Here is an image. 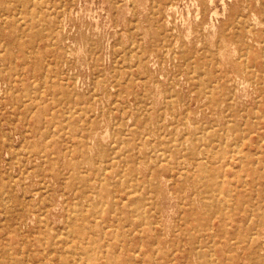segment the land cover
Here are the masks:
<instances>
[{
  "label": "rangeland",
  "instance_id": "1",
  "mask_svg": "<svg viewBox=\"0 0 264 264\" xmlns=\"http://www.w3.org/2000/svg\"><path fill=\"white\" fill-rule=\"evenodd\" d=\"M39 1L30 0V5H26L23 0H0V228H3L0 229V264H68L71 254L60 242L55 244L56 248L53 250L47 249L54 244L58 233L57 239L67 236V244L63 245L85 253L75 264H108L112 253L119 254L120 259L125 260L123 264H264L256 260L257 256L264 258V0H259V3L258 0H212V4L211 0H169L173 3L171 8L170 4L166 3L168 0L161 5L153 0H41L42 4ZM123 5H126V8ZM38 16L46 17L48 28L53 26V45H49V40L46 43V40L41 39H37L33 44L28 35L23 37L21 34V30L31 27V18L37 19ZM240 18L252 22L253 25L245 24ZM212 19L215 22H212ZM189 28L191 29L188 30ZM17 39L26 44L24 51L17 45H10L12 40ZM131 46L135 48L129 53ZM192 46L202 62L212 66L215 74L222 76L218 92H226L232 96L230 100L240 121L236 114L228 116L224 110L215 113L208 103V97L202 94L201 88L191 78L192 72L186 66L194 57H184L181 50L183 47ZM226 46L231 49L234 58L220 63L223 55L221 51ZM8 50L12 57L8 56ZM125 56L134 60L132 65L124 63ZM142 56L143 63H137ZM33 69L35 71H32ZM44 76L53 78L57 83L47 89L42 83ZM21 77L23 78L20 79ZM242 82L248 93L244 90ZM36 89L43 95L41 98L31 99L30 96ZM146 96L154 116L164 111L165 100L169 98L174 100V106L167 116L168 120L172 119L180 126L187 124L191 128L210 126L211 129H217V134H227L226 143L214 149L213 160L217 163L221 162L220 157L223 155H232L237 147L249 154V158L245 156L243 159L251 161L249 165H242L240 160H233L222 169L232 178V182L226 184L222 192L234 195L237 206L203 205L200 196L196 194V188H193L191 178L183 180L179 172L165 168L159 178H137L145 183L159 182L163 190L161 194L152 191L151 185L144 187L142 192L145 195L152 193L156 198L152 202H144L138 214L133 216L136 219L135 224L138 225H130L129 218H126L130 215L127 213V206L133 207L137 202L126 199L122 203L125 219H115L106 214L105 217H98L102 221L106 218H109L108 221L114 220V230L108 235L109 241L97 239L98 241L90 243L89 239L80 241L74 235H67L69 208L77 201L87 202L74 194L87 191L89 183L97 182L99 171L94 169L92 164L81 166L82 173L88 175L90 180L88 184L81 185L74 184L67 178L71 168L61 166L62 179L56 180L48 175L50 168L47 165L40 164L36 155L30 156L31 151L45 146L58 147L61 137L58 138V134L50 132L58 130L63 123L60 122L63 110L70 107L75 116H87V125L93 135L86 140L88 152L100 156L103 147L96 143L94 136L109 140L113 129L121 123L123 116L140 107L143 104L140 99ZM72 105L75 107L72 108ZM188 108L189 110H186ZM89 110L96 115L90 118L87 115ZM54 111L58 113L59 119L52 116ZM82 121L78 122L76 132L81 131ZM236 123L246 128L245 133L235 131L233 126ZM169 130H166L165 137L179 139V132L168 134ZM85 131L88 132L86 129ZM234 141L239 146H236ZM153 142L147 147L152 149L155 146ZM182 154L183 152L174 150L171 152V158H182ZM197 155L199 158L204 156L202 153ZM72 156L77 162L82 157L77 150ZM190 156L187 164L191 168L189 171L193 172L191 159L194 155ZM157 167L161 168V165ZM114 169H108L109 173ZM245 179L249 180L246 185L242 184ZM197 186L204 187L200 184ZM111 195L114 196V193ZM88 208L91 209L85 204V212H88ZM141 211L150 216L148 220L151 227L144 220L145 216H141L145 215L141 214ZM168 219L170 222H167ZM83 224L91 223L84 221ZM92 224L86 235L99 238L104 228ZM129 236H134L133 243L136 246H131L133 252L131 249L122 250L121 245ZM127 256H131V259L127 260Z\"/></svg>",
  "mask_w": 264,
  "mask_h": 264
},
{
  "label": "bare ground",
  "instance_id": "2",
  "mask_svg": "<svg viewBox=\"0 0 264 264\" xmlns=\"http://www.w3.org/2000/svg\"><path fill=\"white\" fill-rule=\"evenodd\" d=\"M30 0H23V2L27 5L29 3L30 5ZM41 1V0H40ZM39 1V3H40ZM130 1V0H129ZM134 1V0H133ZM132 1V2H133ZM145 1V0H144ZM143 1V2H144ZM148 1V0H146ZM158 1L159 5L161 3H165L167 0H153L154 3ZM171 1V0H170ZM197 1V0H196ZM225 1V0H224ZM7 2V1H6ZM14 2V1H13ZM33 2V1H32ZM116 2V1H115ZM119 2V1H118ZM131 2V6L133 5ZM183 2V1H182ZM193 2V1H192ZM212 0L210 1V3ZM20 3V2H19ZM34 3V2H33ZM46 3V1H45ZM134 3V2H133ZM147 3V2H146ZM167 4H170V8L173 7V3L169 2V0L166 2ZM188 3V1H187ZM259 3V0H258ZM10 4V3H9ZM8 4V5H9ZM14 4V3H13ZM17 4V2H15ZM14 4V5H15ZM23 4V3H22ZM21 4V5H22ZM42 4V3H40ZM129 4V3H128ZM127 4V5H128ZM143 5V3L141 2ZM177 4V3H176ZM175 4V6H176ZM194 4V3H192ZM212 4V3H211ZM20 5V4H19ZM32 5V4H31ZM64 5V4H63ZM145 5V4H144ZM143 5V6H144ZM179 5V4H177ZM189 5V3L187 4ZM198 5V2L197 4ZM226 4H224L225 6ZM12 6V5H11ZM54 6V5H53ZM126 6V5H125ZM123 5V7H125ZM129 6V5H128ZM158 6V5H157ZM180 6V5H179ZM2 7V6H1ZM21 7V6H20ZM23 7V6H22ZM41 7V6H40ZM59 7V6H58ZM61 7V6H60ZM59 7V8H60ZM63 7V6H62ZM142 7V6H141ZM153 7V5H152ZM160 7V6H159ZM159 7H158V12H159ZM186 7V6H185ZM226 7V6H225ZM4 8V7H3ZM24 8V7H23ZM30 8V7H29ZM57 8V7H56ZM126 8V7H125ZM156 8V7H155ZM181 8V7H180ZM188 8V7H187ZM19 9V8H18ZM17 9V10H18ZM70 9V7H69ZM190 9V8H189ZM188 9V10H189ZM199 9V8H198ZM183 10V9H182ZM217 10V9H216ZM19 11V10H18ZM27 11V10H26ZM33 11V8H32ZM39 11V10H38ZM130 11V10H128ZM150 11V10H149ZM190 11V10H189ZM188 11V12H189ZM226 11V10H225ZM21 12V11H20ZM57 12V11H56ZM63 12V10H62ZM85 11V15H86ZM156 12V11H155ZM161 12V11H160ZM163 12V11H162ZM191 12V11H190ZM200 12V11H199ZM212 12V11H211ZM214 12V11H213ZM17 13V11H16ZM19 13V12H18ZM89 13V12H88ZM178 13V12H177ZM214 13H219V12H214ZM12 14V13H11ZM10 14V15H11ZM30 14V13H28ZM40 14V13H39ZM38 14V15H39ZM52 14V13H51ZM90 14V13H89ZM108 14V13H106ZM142 14V13H141ZM149 14V13H148ZM159 14V13H158ZM183 14V12L181 13ZM200 14V13H199ZM255 13L253 12V15ZM9 15V16H10ZM15 15V14H14ZM35 15V14H34ZM67 15V14H66ZM109 15V14H108ZM115 15V14H114ZM170 15V14H168ZM184 15V14H183ZM187 15V14H186ZM189 15V14H188ZM191 15V14H190ZM198 15V14H196ZM215 15V14H214ZM224 15V13H223ZM241 15V14H239ZM244 15V14H243ZM7 16V15H6ZM23 16V15H22ZM95 16V14H94ZM98 16H100L98 14ZM97 16V17H98ZM107 16V15H106ZM211 16V15H210ZM213 16V15H212ZM211 16V17H212ZM216 16V15H215ZM242 16V15H241ZM14 17V16H13ZM90 17V16H89ZM164 17V14H163ZM170 17V16H169ZM189 17V16H188ZM199 17V16H197ZM196 17V18H197ZM238 17V16H237ZM243 17V16H242ZM254 17V16H253ZM257 18H259L256 15ZM17 18V17H16ZM31 18V17H30ZM94 18V17H93ZM100 18V17H99ZM126 18V17H125ZM185 18V17H184ZM6 19V18H5ZM4 19V20H5ZM19 19V18H18ZM67 17L65 18V20ZM98 19V18H97ZM116 19V18H115ZM136 20V18H134ZM163 19V18H162ZM218 19V18H216ZM13 20V19H12ZM23 20V17L21 18ZM30 20V19H28ZM111 20V18H110ZM185 20V19H184ZM188 20V18H187ZM213 20V19H212ZM245 24L251 23L250 21H244V19H241ZM258 20V19H257ZM256 22L258 23V21ZM17 21V20H16ZM99 21V20H98ZM178 21V20H177ZM219 21V20H217ZM237 21V20H236ZM239 21V20H238ZM13 22V21H12ZM21 22V21H20ZM61 22V21H60ZM169 22V21H168ZM187 22V21H186ZM185 22V24H187ZM212 22H215L214 20ZM240 22V21H239ZM238 22V23H239ZM17 23V22H16ZM31 27H28V30L25 28L21 30V34L23 35H28L30 37L31 42L35 44L34 41L37 39L41 40H49V45H53L54 42V28L53 26H50L49 28L46 26L47 21L46 17H41L36 19L35 17L31 18L30 22ZM124 23V21H123ZM261 23V22H259ZM66 24V22H65ZM110 24V21L109 23ZM192 24L189 23V25ZM263 24V23H262ZM17 25V24H16ZM22 25V24H21ZM208 25V23H207ZM216 25V24H215ZM250 25V24H249ZM67 26V25H66ZM108 26V25H107ZM213 26V25H212ZM211 26V27H212ZM18 27V26H17ZM113 27V25H112ZM120 27V25H119ZM210 27V28H211ZM215 27V26H214ZM213 27V30H214ZM237 27V26H235ZM248 27V26H247ZM98 28V27H97ZM101 28V27H100ZM99 28V32H100ZM114 28V27H113ZM134 28V26H133ZM140 28V27H139ZM175 28V27H174ZM208 27H206L207 29ZM20 29V28H19ZM89 29V28H88ZM141 29V28H140ZM176 29V28H175ZM189 28L188 30H190ZM147 30V29H145ZM203 30V29H202ZM149 30H147L148 32ZM204 31V30H203ZM218 31V30H217ZM216 31V32H217ZM161 32V31H160ZM191 32V31H189ZM188 32V34H189ZM60 33V31H59ZM97 34V33H96ZM140 34V33H139ZM148 34V33H147ZM236 34V32H235ZM238 34V33H237ZM60 35V34H59ZM149 35V34H148ZM146 36V35H145ZM190 36V35H189ZM189 36L187 37L189 39ZM212 36V35H211ZM236 37V36H235ZM109 38V37H108ZM214 38V36L212 37ZM1 39V37H0ZM139 39V38H138ZM165 39V38H164ZM163 39V40H164ZM215 39V38H214ZM82 40V39H81ZM132 40V39H131ZM142 40V39H141ZM140 40V41H141ZM178 40V39H177ZM221 40V39H220ZM108 41V40H107ZM106 41V42H107ZM136 41V40H135ZM179 41V40H178ZM245 41V40H244ZM173 42V41H172ZM201 42V41H199ZM218 42V41H217ZM257 42V41H256ZM263 42V41H262ZM48 43V41L46 42ZM138 43V42H137ZM136 43V44H137ZM32 44V45H33ZM89 44V43H88ZM107 44V43H106ZM110 44V43H109ZM133 44V43H132ZM178 44V42H177ZM10 45H17L20 50L24 51V46L26 45L24 42H20L17 40H12L10 42ZM38 43L36 44V46ZM131 45V43L129 44ZM110 46V45H109ZM206 46V45H205ZM222 46V45H221ZM107 47V45H106ZM138 47V45H137ZM38 48V47H37ZM70 48V46H69ZM135 46H131L130 50H128L129 53L133 52V49ZM178 48V47H177ZM224 48V47H223ZM29 49V48H28ZM108 49V48H107ZM174 49V48H173ZM65 50V49H64ZM68 50V49H67ZM81 50V49H80ZM84 50V49H82ZM195 47H183L182 55L185 57L186 55H191L193 60H191L186 68L188 67L189 71L192 72L191 78L194 79V82L196 85H198L201 90L202 94L208 97V103L212 106L213 111L216 113L219 110H224L227 111L226 115L231 116L235 115L236 111L234 107L232 106V101L230 100L232 96L228 93H223V92H218V87L219 82L222 78V76H218L215 74L214 69L212 66L208 65L206 62H202L201 57L197 55L195 52ZM218 50V46H217ZM237 50V49H236ZM74 51V50H73ZM79 51V50H78ZM77 51V53H78ZM112 51V50H111ZM132 51V52H131ZM200 51V49H199ZM206 51V50H205ZM208 51V50H207ZM35 52V51H34ZM65 52V51H64ZM114 52V51H113ZM170 52V51H169ZM176 52V51H174ZM222 57L220 58V63L221 62H228L231 61L233 56V53L231 52V49L226 46L224 49L221 51ZM1 53V52H0ZM66 53V52H65ZM128 53V54H129ZM139 53V52H138ZM195 53V54H194ZM205 54V52H203ZM9 57H12L11 52L8 50L7 52ZM29 54V53H28ZM97 54V53H96ZM95 54V55H96ZM99 54V53H98ZM247 55L246 53H244ZM35 55V54H34ZM73 55V54H71ZM107 55V54H106ZM109 55V53H108ZM113 55V54H112ZM120 55V54H119ZM152 52V56H153ZM163 55V54H162ZM241 55V54H240ZM239 55V56H240ZM118 56V55H117ZM26 56L24 55V58ZM139 57V55H138ZM191 57V58H192ZM256 58V56H254ZM31 58V57H30ZM60 58V57H58ZM130 58V56H129ZM128 57H124V63L128 64H133L134 60L129 59ZM190 58V59H191ZM239 58V57H238ZM16 59V58H15ZM177 59V58H176ZM188 59V58H187ZM223 59V60H222ZM46 60V59H45ZM106 60V59H105ZM110 60V59H109ZM108 60V61H109ZM144 57H140V59L137 61V63H143ZM210 61V59H208ZM213 61V60H212ZM215 61V60H214ZM246 61V59H245ZM23 62V61H22ZM117 63L116 61H114ZM121 62V61H120ZM218 63V60L216 61ZM215 62V63H216ZM49 63V62H48ZM52 64V62H50ZM123 63V64H124ZM186 63V62H185ZM5 64V63H4ZM10 63H8L9 65ZM55 65V63H53ZM127 64V66H128ZM264 64V60H263ZM11 65V64H10ZM50 65V64H49ZM137 65V64H136ZM93 66V65H92ZM47 67V65H46ZM89 67V66H88ZM123 67V66H122ZM129 67V66H128ZM49 68V67H48ZM51 68V67H50ZM117 68V67H116ZM19 69V68H18ZM126 69V68H125ZM139 69V68H138ZM6 71L8 69H5ZM20 70V69H19ZM18 70V71H19ZM131 70V69H130ZM147 70V69H146ZM257 69H255L256 71ZM32 71H35L34 69ZM43 71V70H42ZM72 71V69H71ZM48 72V71H47ZM56 72V71H55ZM147 72V71H146ZM23 73V72H22ZM46 73V71H45ZM44 73V75H46ZM132 73V72H131ZM36 74V73H35ZM43 74V73H42ZM130 74V73H129ZM180 74V73H179ZM188 74V73H187ZM254 75V73H251ZM20 75V74H18ZM22 75V74H21ZM119 75V74H118ZM133 75V74H132ZM0 76L2 77V71L0 69ZM34 76V75H33ZM121 76V75H120ZM174 76V74H173ZM189 76V75H188ZM214 76H216V79L214 80ZM17 77V76H16ZM80 77V76H79ZM102 77V76H101ZM118 77V76H117ZM183 77V75H182ZM21 77L20 79H22ZM81 78V77H80ZM132 78V77H131ZM171 78V77H170ZM190 78V77H189ZM61 79V78H60ZM68 79V78H67ZM89 79V78H88ZM92 79V78H91ZM137 79V78H136ZM172 79V78H171ZM37 80V79H36ZM100 80V79H99ZM1 81V80H0ZM14 81V80H13ZM12 81V82H13ZM119 81V80H118ZM242 81V80H241ZM78 82V81H77ZM198 82V83H197ZM15 83V82H14ZM44 86L49 89V87H52L53 84L57 83L56 80H54L51 77H45L43 78ZM83 83V81H82ZM89 83V82H88ZM92 83V82H91ZM128 83V82H127ZM246 83V81H245ZM60 84V83H59ZM85 84V83H84ZM129 84V83H128ZM244 85V90H245V84L242 82ZM249 84V82H248ZM9 85V84H8ZM15 85V84H14ZM95 86V85H94ZM93 86V87H94ZM248 86V85H247ZM121 87V86H120ZM251 87V86H250ZM33 88V87H32ZM42 88V87H41ZM114 88V86H113ZM158 88V86H157ZM73 89V88H72ZM2 90V89H1ZM10 90V89H9ZM98 90V89H97ZM239 90V89H238ZM118 91V90H117ZM246 91V90H245ZM17 92V91H16ZM15 92V93H16ZM24 92V91H23ZM22 92V93H23ZM53 92V91H52ZM96 92V91H95ZM124 92V91H123ZM161 92V91H160ZM247 92V91H246ZM1 93V92H0ZM33 93V92H32ZM55 93V92H54ZM248 93V92H247ZM53 94V93H52ZM76 94V92H75ZM234 94V93H233ZM13 95V94H12ZM42 93L36 89L34 91V94L30 96L32 99L33 97H42ZM135 95V94H134ZM174 95V93H173ZM24 96V94H23ZM122 96V95H121ZM245 96V95H242ZM247 96V94H246ZM94 97V96H93ZM96 97V96H95ZM164 97V96H163ZM239 98V97H238ZM179 99V98H178ZM242 99V98H241ZM74 100V98H73ZM121 100V97H120ZM143 104L138 107L135 111H132L130 114L123 116L121 119V123H119L112 131L111 133V138L109 140H105L104 137L97 138L94 136V140L96 143L100 145V147H103V152L100 156L97 155H92L88 152V146H87V139L89 137H93L91 135V129L87 125L88 124V118L82 117L81 115L75 116L74 115V110L68 107L67 109L63 110V116L62 119H60V122L63 121L62 125L58 128V130L50 132L52 134H58V138L61 137L60 142L58 147H53V148H48V146H45L42 149H38L36 151H31L30 156L36 155L40 159V164H45L47 165L50 169L48 175H51L53 178L56 180L62 179V173L60 171V167L63 166L65 168H71V171L67 178H69V181L72 183H80L81 185L83 184H88L90 181L87 176H85L82 173L81 166L83 167L86 163L94 165V169L96 168L99 172L97 175V182L94 183H89L87 187V191H84L82 193H77L75 192V196L82 197L84 201H87L86 203L84 202H75L74 206L72 208H69L68 211V216H69V221L68 225L69 227L67 228V235L69 233L70 235H74L77 239L82 241L83 239H89L90 243H93L95 241L103 240V241H109L108 235H111L114 228H113V219L110 221L109 218L104 221H102L99 216H104L105 214L108 215V217H114L120 218V219H125L123 215V204L126 199H131L135 203V205L132 207L127 206V213L129 216L126 218H129V224L130 225H138L136 223V219L133 217L138 214V212L142 208V204L146 201H151L156 198L155 194H149L145 195L142 190H144V187H150L152 186V191L154 192H161L162 194V187L161 183L157 182L156 184H153V181H146L145 182H140V180H137L138 177H143L142 179L147 180L146 178H159L161 175V171H165L167 169H173L174 171L176 170L179 172V175L181 179L183 180H188L192 179V184L193 188H196V194L200 196L201 203L205 206L208 207L210 206H225L229 207L231 205L237 206L238 202L235 200L234 195L230 193L229 195L227 193L222 192L224 189V186L230 182H232V178L230 176L228 177V174L225 173L222 169L226 167L227 165L231 164L233 160H240L242 165H249L251 161H249L247 158H249V154L244 153L243 150L239 147L234 149V152L232 155H223L220 157L221 162L217 163L215 160V153L214 149L217 146H221L222 144L226 143L228 140V136L225 133H218L217 134V129H211L209 126L205 127H195L191 128L190 126H180L179 124H175V122L172 119L168 120V115L170 111H172L173 106H174V100L166 98L165 100V106H164V111L161 113H158L157 116H154L152 114V111L150 110V107L148 106V96L143 97L140 99ZM150 100V99H149ZM159 100V98H157ZM180 100V99H179ZM246 100V99H245ZM117 101V100H116ZM183 101V100H182ZM19 102V101H18ZM140 102V101H139ZM28 103V102H27ZM40 103V102H39ZM43 103V102H42ZM68 103V102H67ZM104 103V102H103ZM129 103V102H128ZM227 105H225V104ZM29 104V103H28ZM81 104V102H80ZM113 104V103H112ZM10 105V104H9ZM83 105V104H82ZM157 105V104H156ZM230 105V106H228ZM258 105V104H257ZM33 103L30 104V108H32ZM123 106V105H122ZM128 106V105H127ZM72 108L73 105L71 106ZM248 107V106H247ZM204 108V107H203ZM52 109V108H51ZM131 109V107H130ZM161 109V107H160ZM208 109V108H207ZM256 109V107H255ZM34 110V109H33ZM32 110V111H33ZM80 110V109H79ZM186 110H189L186 109ZM243 110V109H242ZM247 110V109H246ZM45 112V111H44ZM122 112V110H121ZM20 113V112H19ZM18 113V115H19ZM23 113V112H22ZM77 113V112H76ZM223 113V112H222ZM31 114V113H30ZM45 114V113H44ZM89 117L91 118L92 116L96 115L93 111H88ZM179 115V114H177ZM237 115V114H236ZM52 116L54 118L58 117L57 112H53ZM164 116V117H163ZM186 116V115H185ZM184 116V117H185ZM238 116V115H237ZM247 116V115H246ZM130 117V118H128ZM163 117V118H162ZM245 117V116H244ZM9 118V117H8ZM116 118V117H114ZM255 118V117H254ZM59 119V117H58ZM130 119L131 122H130ZM228 119V118H227ZM238 119L240 121V118L238 116ZM82 121L81 123V131L76 132L75 129H77L78 122ZM245 120V119H244ZM227 121V120H226ZM235 122V120L233 119ZM187 122V121H186ZM190 122V121H189ZM205 122V121H204ZM196 123V122H195ZM14 124V123H13ZM55 125V124H54ZM191 125V124H190ZM193 125V124H192ZM234 125V124H233ZM171 128H168V127ZM213 126V125H212ZM53 127V126H52ZM106 127V126H105ZM109 127V126H108ZM88 128V129H87ZM235 131L241 132L242 134L245 133V129L240 127L237 123L233 126ZM262 128V127H261ZM88 130V132L85 131ZM169 130L168 134H173L175 132H179L181 136L176 139H172L170 137H165L167 132L166 130ZM227 129V127H226ZM107 131V128H106ZM231 131V130H230ZM25 132V131H24ZM110 132V131H109ZM7 133V132H6ZM22 133V132H21ZM23 134V133H22ZM249 134V133H248ZM4 135V134H3ZM97 135V134H96ZM108 135V134H107ZM110 135H108L109 137ZM37 137V136H36ZM56 137V138H57ZM78 137V138H77ZM106 137V136H105ZM232 137V135H231ZM24 138V137H23ZM42 138V137H41ZM77 138V141L75 139ZM245 138V137H244ZM263 138V137H262ZM26 139V138H25ZM33 139V138H31ZM38 139V138H36ZM10 140V139H9ZM21 140V139H20ZM26 141V140H25ZM155 141V142H153ZM243 141V140H242ZM153 142L155 146L151 149L150 147H147L148 144ZM236 141H234L235 144ZM15 143V142H14ZM238 143V142H237ZM20 145V144H19ZM74 146L73 148L70 146ZM236 145V144H235ZM150 146V145H148ZM236 146H239L237 144ZM26 147V146H25ZM17 150V149H16ZM27 150V149H26ZM78 151L81 153V159L79 162L75 161L73 155L74 151ZM94 150V148H93ZM174 150H178L183 152V157L178 158L176 160H173L171 158V152ZM21 151V150H20ZM202 153L204 156L203 158H199L200 156H196V154ZM18 154V153H17ZM16 154V155H17ZM190 154L194 155L192 157V163L194 167V171L190 172L189 165L187 162L189 161L188 158H190ZM257 154V153H256ZM75 156V155H74ZM247 156L246 161H243V159ZM17 158V157H16ZM22 158V157H21ZM37 158V159H38ZM204 158L206 160H204ZM145 159V160H143ZM145 161V162H144ZM21 162V161H20ZM36 162V161H35ZM240 163V162H239ZM9 164V163H8ZM10 165V164H9ZM157 165H161V168L157 167ZM241 165V164H240ZM24 167V166H22ZM116 167V169H114ZM10 168V167H9ZM110 168H113V171L109 170ZM32 169V168H31ZM74 169V170H73ZM85 169V167H84ZM235 169V168H234ZM13 171V170H11ZM30 171V170H29ZM85 171V170H84ZM220 171H223L220 173ZM14 173V172H13ZM23 173V172H22ZM68 173V172H67ZM219 173V174H218ZM12 174V173H11ZM25 174V173H24ZM14 175V174H13ZM95 175V174H94ZM108 175V176H107ZM147 175V176H145ZM16 176V175H15ZM150 176V177H149ZM172 176V174L170 175ZM169 176V177H170ZM14 177V176H13ZM20 177V176H19ZM110 177V178H108ZM93 178V177H91ZM16 179V178H15ZM12 181V180H11ZM22 181V180H21ZM17 182V181H16ZM49 182V181H47ZM249 180L245 179L242 184L248 183ZM65 183V182H64ZM99 183V185H98ZM201 185L204 187H199L197 185ZM64 185V184H63ZM35 187V186H34ZM23 188V187H22ZM49 188V187H48ZM37 189V188H36ZM76 189V188H75ZM199 189V192H198ZM231 189V188H230ZM25 190V188H24ZM228 190V189H227ZM4 191V189H3ZM47 191V190H46ZM141 191V193L139 192ZM38 194V191H36ZM112 192L114 193V196H112ZM17 193V192H16ZM39 193H43V191H39ZM47 193V192H46ZM5 194V193H4ZM7 194V192H6ZM19 194V193H18ZM36 194V195H37ZM45 194V193H44ZM171 194V193H170ZM111 195V196H110ZM4 196V195H3ZM10 196V195H9ZM17 196V195H16ZM15 196V198H17ZM61 197V196H60ZM4 198V197H3ZM14 198V200H15ZM25 198V197H24ZM177 198V197H176ZM255 198V197H254ZM5 199V198H4ZM18 199V198H17ZM44 199V198H43ZM48 199V197H47ZM170 199V197L168 198ZM173 199V198H172ZM9 200V198L7 199ZM26 201V198H25ZM11 202V201H10ZM17 202V200H16ZM32 202V198H31ZM133 202V203H134ZM171 202V201H170ZM12 203L14 201L12 200ZM26 203V202H25ZM66 203V202H65ZM19 204V202H17ZM22 204V203H21ZM85 204H88L91 209L88 208V212H85ZM168 204V203H167ZM177 204V203H176ZM245 204V203H244ZM25 205V204H24ZM29 205V204H28ZM172 205V204H171ZM27 206V205H26ZM37 206V205H36ZM255 206V205H254ZM14 207V206H13ZM23 207V206H22ZM130 207V208H128ZM172 207V206H171ZM224 207V208H225ZM6 208V207H5ZM32 208V207H31ZM44 208V207H43ZM47 208V206H46ZM67 208V207H66ZM169 208V207H168ZM223 208V209H224ZM256 208V207H255ZM261 208V207H260ZM26 209V208H25ZM49 210V208H47ZM153 209V208H152ZM174 209V208H172ZM27 210V209H26ZM44 210V209H43ZM58 210V209H57ZM161 209H159L160 211ZM170 210V208H169ZM28 211V210H27ZM32 211V210H31ZM164 210H162L163 212ZM38 212V211H37ZM41 212V211H40ZM45 212V211H44ZM161 212V211H160ZM170 212V211H169ZM142 217L145 216L144 220H146L149 223V226L151 227V223L149 222L148 219H150V216L146 213L141 211ZM42 214V213H41ZM174 214V213H173ZM35 214H33L34 216ZM38 215V214H37ZM168 215V213H167ZM220 215V214H219ZM54 216V215H53ZM252 216V215H251ZM18 217H20L18 215ZM35 218V217H32ZM102 218V217H101ZM251 218V217H250ZM259 218V217H258ZM31 219V218H30ZM60 219V218H59ZM62 219V217H61ZM41 221H44L42 219H39ZM33 221V220H32ZM86 221L89 223H94L96 227H101L104 228L101 231V235L99 238H91L90 236L86 235L87 229H90L93 224L87 225L83 224V222ZM169 219L167 220V222ZM34 222V221H33ZM62 222V221H61ZM170 222V221H169ZM46 224V223H45ZM140 224V223H139ZM143 225V224H140ZM45 226V225H44ZM43 226V227H44ZM37 228V227H36ZM0 229H3L2 227ZM215 231V230H214ZM99 232V231H98ZM170 232V231H169ZM63 233V232H61ZM257 233V232H255ZM95 234V233H94ZM63 235V234H62ZM59 236L56 235V240L53 241L54 244L51 247H47L48 250H53L56 248V243H61L60 245L64 247V249L71 254V258L68 259V264H75L78 259H82L84 257L83 252L78 251L76 248H70L68 246H65L67 244V236H60L59 239L57 237ZM201 237V236H200ZM48 239V238H47ZM98 239V240H97ZM134 236H129L128 240L122 244V250H132L133 247H135V243H133ZM234 239V238H233ZM79 241V242H80ZM208 242V241H207ZM23 243V242H22ZM65 244V245H63ZM141 244V243H140ZM22 245V244H21ZM133 245V247H131ZM82 246V245H81ZM8 247V246H7ZM140 247V246H139ZM156 247V246H155ZM199 247V246H198ZM214 247V246H213ZM159 248V247H158ZM251 248V247H250ZM10 249V248H9ZM68 249V250H67ZM89 249V248H88ZM87 249V252H88ZM121 250V251H122ZM158 250V249H157ZM156 250V251H157ZM61 251V250H60ZM137 252V250H135ZM264 251V250H263ZM29 252V251H28ZM133 252V250H132ZM22 253V252H21ZM83 253V255H82ZM174 253V252H173ZM129 254V251H128ZM156 254V253H155ZM215 254V253H214ZM11 256V254H9ZM130 255V254H129ZM97 256V255H96ZM91 259V258H90ZM92 259H95V256L92 257ZM131 256H127V260H130ZM256 260L260 263L264 262V258L261 256H257ZM80 261V260H78ZM92 262V260H90ZM125 260L120 259V255L117 253H112L111 257L108 259V264H123ZM143 261V260H142ZM141 261V263H142ZM87 262V260H86ZM9 263V262H8ZM93 263V262H92ZM91 263V264H92ZM129 263V262H128Z\"/></svg>",
  "mask_w": 264,
  "mask_h": 264
}]
</instances>
